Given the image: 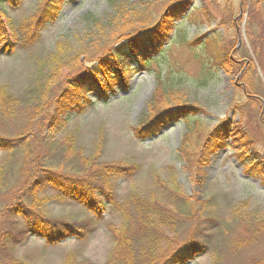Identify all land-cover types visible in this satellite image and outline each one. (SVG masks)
<instances>
[{"label": "rangeland", "instance_id": "374dc122", "mask_svg": "<svg viewBox=\"0 0 264 264\" xmlns=\"http://www.w3.org/2000/svg\"><path fill=\"white\" fill-rule=\"evenodd\" d=\"M148 2L149 27L174 19L170 6L183 5L168 40L147 59L128 60L123 80L103 84V91L82 89L85 98L60 129L39 135L35 152L44 154L49 144L48 166L67 174L100 165L134 170L110 181L100 218L47 185L41 211L86 225L88 233L56 244L25 235L15 250L0 248V264H162L174 254L187 259L181 264H264V0H66L38 43L0 55V86L19 99L3 132L15 137L36 127L38 120L27 122L36 105L29 93L47 65L60 73L54 95L117 45L110 40L123 27L120 10L133 14ZM43 3L0 0L6 24L17 31ZM222 55L224 68L217 66ZM162 90L170 113L153 133L141 134ZM220 126L222 138L209 142ZM25 150L0 151L7 176L17 173Z\"/></svg>", "mask_w": 264, "mask_h": 264}, {"label": "trees", "instance_id": "16d2710c", "mask_svg": "<svg viewBox=\"0 0 264 264\" xmlns=\"http://www.w3.org/2000/svg\"><path fill=\"white\" fill-rule=\"evenodd\" d=\"M65 2L66 0H44L40 14L32 22L22 23L18 31L9 29L0 6V55L12 56L18 48H29L38 43L47 27L57 22ZM149 3H144L143 9L134 11L133 14L120 10L117 22L123 27L120 33L110 40L115 42L117 38V45L109 46L110 48L106 50L102 58L90 61L91 64L83 68L82 74L74 79L66 78L65 82H61L64 84L61 85L60 92L52 95V89L55 86L51 84L52 80L54 78L57 82L60 76L58 67L47 65V72H40L36 78V85L30 89L29 93L36 105L27 116V122L38 120L35 128L26 125L22 134L15 137L7 136L3 132L7 124L17 116L19 99L7 87L0 86V151L9 155L20 147L25 146L27 150H25L26 156L17 173L7 176L9 167L6 162L0 166V220L2 217L5 218L4 222H0L1 250H15L16 246L20 245L19 243L25 242V235L43 238L48 244H56L75 234L83 237L88 233L84 229L86 225L53 220L41 211L39 197L47 185L59 190L64 197L74 199L84 205L86 209L100 218L105 211L103 200L110 195V181L125 172L134 170L133 167L100 165L95 171L84 172V175L67 174L48 166L46 150L50 148L49 144L45 145L44 154H35V152L39 150V142H42L39 135L41 136L46 129H60L65 122L64 117L68 110L85 98L86 93H82V89L90 87L103 91V84L110 85V81L118 78L123 80L125 70L132 67V64L127 63L128 60L138 58L145 60L152 50L160 48L163 42L168 40L170 28L179 20L181 15L178 12L181 11L183 5L170 6L169 13L175 14L174 19L163 20L149 27L147 25L149 18L145 14ZM132 35L131 41L129 38V41L119 42L122 37L127 39ZM51 58L54 59L55 55H51ZM224 60L222 55L217 60V66L224 68L227 61ZM162 84L159 78L158 87L165 88ZM96 94L100 96L99 93ZM159 95V98L157 97L151 105L150 118L146 119L145 116L143 117L145 121L140 122L138 130L141 134L153 133L158 127L159 119L170 113L167 100L169 94L162 90ZM170 96L173 95L170 94ZM67 102L69 103L66 105ZM220 131L221 126L211 133L209 142L222 138ZM29 138L37 143L33 150L30 145L32 140ZM207 150L208 148H205V151ZM209 152L206 158L210 156ZM10 196L12 197L9 199ZM5 220L10 222L8 226ZM166 222L172 224L171 221ZM20 224L22 226H19ZM163 224L167 223L163 221ZM121 237L123 238V235ZM179 256V254H174L162 264H181L187 260ZM126 260L129 261L128 258Z\"/></svg>", "mask_w": 264, "mask_h": 264}]
</instances>
